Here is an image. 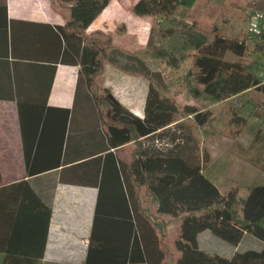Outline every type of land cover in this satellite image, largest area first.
<instances>
[{"label":"trees","instance_id":"16d2710c","mask_svg":"<svg viewBox=\"0 0 264 264\" xmlns=\"http://www.w3.org/2000/svg\"><path fill=\"white\" fill-rule=\"evenodd\" d=\"M108 1L49 0L65 20V62L80 65L109 143H133L121 171L144 185L146 205L141 206L139 197L135 205L130 195H122L127 204L121 211H102L97 204L95 227L102 217L125 219L121 264H264V244L226 256L201 248L197 241V234L208 229L233 245L244 233L264 243V183L245 184L231 177L215 183L203 173L199 159V138H235L248 124L228 99L250 88L264 93V28L254 31L250 24L252 16L263 19L264 1L247 8L227 6L206 29L195 21L175 22L179 7L194 0H136L134 14L159 20L150 27L146 44L132 51L115 45L110 31H86ZM116 31L124 29L118 25ZM69 39L89 45V57H73ZM255 49L260 57L250 54ZM108 62L148 80L143 117L105 85ZM261 128L264 132V124ZM25 163L29 174L36 172ZM106 198L99 193L98 203ZM50 216V206L27 180L0 184V264H38ZM170 224L179 226L176 236L169 234ZM93 240L91 236L86 264H115L112 257H94L95 251H107V243L94 245Z\"/></svg>","mask_w":264,"mask_h":264},{"label":"crops","instance_id":"0c3cea01","mask_svg":"<svg viewBox=\"0 0 264 264\" xmlns=\"http://www.w3.org/2000/svg\"><path fill=\"white\" fill-rule=\"evenodd\" d=\"M122 16L109 2L86 31L114 32ZM64 23L49 0H0V184L25 179L51 208L38 264H86L91 236L94 245L107 243V251H95V258L112 257L121 264L126 221L121 216L102 217L95 227L96 207L126 209L122 195L127 199L130 195L135 205L139 197L143 206L144 185L139 187L137 176L121 171L130 160L133 143L115 147L109 143L80 65L64 60ZM126 28L122 34L115 31V44L121 45L117 40L126 36ZM68 46L74 49L73 57L90 55L84 42L73 44L69 39ZM103 76L112 95L143 117L148 80L115 62L105 65ZM26 161L36 172H27ZM99 193L107 197L100 203ZM209 232L197 234L198 245L215 252L207 248L212 241ZM239 242L226 256L238 250ZM263 244L260 240L258 249ZM2 257L0 252V263Z\"/></svg>","mask_w":264,"mask_h":264},{"label":"rangeland","instance_id":"374dc122","mask_svg":"<svg viewBox=\"0 0 264 264\" xmlns=\"http://www.w3.org/2000/svg\"><path fill=\"white\" fill-rule=\"evenodd\" d=\"M257 1L194 0L189 5L179 7L175 15V22L179 20L195 21L199 26L211 29L214 19L221 14L222 10L227 9V6L238 4L247 8L253 6ZM109 2L116 4L124 16L123 22L117 23L116 28L114 27V32L110 31L113 35V41L118 25H121L123 29L126 26V30H128L124 38H118L117 40L121 45L113 43L129 51L144 46L150 27L156 26L158 23V16L134 14L132 12L134 0H109ZM252 19L256 21L257 16H252ZM161 23L168 25L167 22ZM258 25H260L259 21L255 23L253 21V24H251L255 28ZM228 53L229 51L226 55ZM250 54L253 57H260V52L256 49L250 51ZM262 60H264V56ZM178 99L184 103L180 95H178ZM228 101L241 115L247 118L248 124L240 135L235 138L225 135H215L210 139L199 138V159L203 167L202 171L219 184L226 177H231L245 184L264 183V132L261 130L264 124V93H261L258 89L250 88L231 96ZM144 205H146L145 199ZM167 229L171 236H175L179 231L176 224H170ZM211 237L212 241L206 243L208 249L219 254L223 253V255L232 252L233 244L214 234H211ZM259 241V238L246 233L238 244V250L256 249L259 247Z\"/></svg>","mask_w":264,"mask_h":264},{"label":"built area","instance_id":"2783aa9c","mask_svg":"<svg viewBox=\"0 0 264 264\" xmlns=\"http://www.w3.org/2000/svg\"><path fill=\"white\" fill-rule=\"evenodd\" d=\"M256 16H257L256 21H255L254 19H252V20H251V24H253V21H254V23L257 22V21H259V22H260V25H258L257 28L251 26V29H253L254 31H259L260 29L264 28V18H263V19H260V18L258 17V15H256ZM155 141H156L157 143H159V142H158V139H155Z\"/></svg>","mask_w":264,"mask_h":264}]
</instances>
